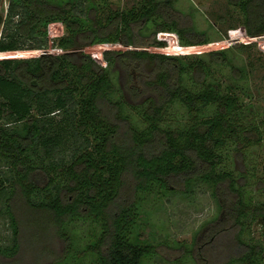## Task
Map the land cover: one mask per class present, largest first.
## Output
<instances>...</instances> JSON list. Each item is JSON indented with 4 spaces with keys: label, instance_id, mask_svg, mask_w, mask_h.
<instances>
[{
    "label": "trees",
    "instance_id": "obj_1",
    "mask_svg": "<svg viewBox=\"0 0 264 264\" xmlns=\"http://www.w3.org/2000/svg\"><path fill=\"white\" fill-rule=\"evenodd\" d=\"M97 3L10 0L5 20L0 14V217L12 230L9 243L0 237V259L21 258L20 200L35 215L33 245L45 254L36 264H146L156 251L139 240L145 204L206 187L221 209L208 236L235 231L238 254L226 264H264V238L252 231L264 229V177L229 166L231 150L244 156L264 141V120L222 91L206 64L192 86L185 82L191 67L170 54L167 35L192 48L208 41L166 17L158 0L107 14ZM231 4L248 39L264 38V0ZM54 27L68 33L55 51L42 41ZM94 46L106 48L100 60L86 51ZM144 64L151 92L140 98L138 86L125 84ZM129 177L135 184L125 199ZM46 238L64 243L61 255L46 250Z\"/></svg>",
    "mask_w": 264,
    "mask_h": 264
},
{
    "label": "rangeland",
    "instance_id": "obj_2",
    "mask_svg": "<svg viewBox=\"0 0 264 264\" xmlns=\"http://www.w3.org/2000/svg\"><path fill=\"white\" fill-rule=\"evenodd\" d=\"M143 1L97 0V4L101 6L106 3L104 11L107 14L108 7L128 11L132 6L139 7ZM158 1L162 4V12L166 17L176 20L183 28L194 29L200 36L204 33L207 38V47L192 48L181 44L174 32L167 35V48L170 54L187 61L191 67V75L186 77L185 82L192 86V78L195 77L199 65L206 64L209 68L208 77L214 80L216 85L219 84L222 91L236 94L240 104L247 109L253 105L248 112L250 117L257 116L258 119L264 120V38L248 39L243 14L231 4L233 0ZM9 4L10 0H3L0 8L3 20L8 14ZM3 30L2 23L0 40L3 37ZM46 32L47 35L42 41L47 44L48 50L54 51L58 50L61 39L68 34L65 27L48 28ZM143 33L148 36L151 32L144 30ZM105 49L103 46H94L87 48L86 51L100 60V55ZM211 52L221 53L222 56L211 58ZM150 70L151 67L147 64L132 67V81L125 84L130 90L138 86L143 92L140 98L151 92L142 84ZM239 72H242L241 76ZM172 112L184 114L178 107ZM230 154L231 168L245 172L255 169L258 178L264 177V141L252 146L244 156L237 157L236 152L232 150ZM134 184L132 178L126 179L123 192L125 199L132 197ZM252 193L260 197L256 187ZM144 210L141 215L142 226L138 230L139 240L144 246L154 247L156 251V255L146 264H226L238 254V247L234 242L235 231L232 229L221 233L218 239L217 236L215 239L208 236V229L214 227L221 216L219 203L211 189L197 187L193 189L192 194L184 198L155 196L145 204ZM15 212L23 232L21 258L12 261L2 257L0 264H36L35 257L45 254L33 245L32 229L35 215L20 200L16 203ZM9 225L8 218L0 217V237L3 244L9 243L12 237ZM78 227L80 232L87 231L89 224H79ZM252 231L255 237L264 238V229L261 225L254 224ZM47 238L46 250L61 255L64 243L59 239ZM51 260L47 258L41 264H49Z\"/></svg>",
    "mask_w": 264,
    "mask_h": 264
}]
</instances>
